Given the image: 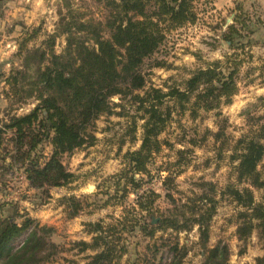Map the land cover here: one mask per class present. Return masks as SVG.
<instances>
[{
    "label": "trees",
    "instance_id": "trees-1",
    "mask_svg": "<svg viewBox=\"0 0 264 264\" xmlns=\"http://www.w3.org/2000/svg\"><path fill=\"white\" fill-rule=\"evenodd\" d=\"M73 1L61 0L57 28L33 49V58L28 59L27 53L29 41L37 36L34 31L20 41L17 55L25 53L22 68L13 67L7 75L0 74L9 85L7 95L14 98L15 104L35 101L28 113L11 115L4 123L0 144L4 130L12 131V162L25 167L32 188L47 191L48 187L75 180L76 175L67 169L62 158L95 144L96 121L101 116L116 113L117 107L120 108L117 113L125 116L128 108L135 107L130 134L135 137L138 123L142 121L141 145L126 152L125 166L113 177L117 179L118 192L122 187L121 197L130 192L137 194L139 212L125 214L114 224L87 222L86 232L91 240L74 241L72 245L79 253L93 251L87 255L86 264H120L128 252L123 237L126 230L140 229L154 236L157 229L180 233L189 232L195 226L204 254L202 264H230L228 244L208 245L211 221L219 203L217 196H229L241 207L236 214L237 238L246 244L257 230L264 243V121L232 146L231 159L237 162L236 180L248 186L239 188L228 184L219 188L213 182L200 181L195 183L199 191L192 189L185 201H180L172 193L177 190L178 172L171 167H159L157 172L165 173L161 177L165 196L172 201L174 209L159 216L156 224L148 222L142 214L153 215L160 197L155 190L142 192L141 189L145 176L152 177L149 165L162 148L160 135L173 119V112L189 111L196 119L202 109L216 110V115L221 116V107L231 103L236 94L243 61L238 50L244 51L252 45L249 40L242 43L248 28L246 22L236 17L235 23L228 25L223 37L234 52L226 54L225 60L213 61L193 71L181 84L164 88L148 85L143 65L159 50L167 30L195 20V0H107L105 20L85 19L76 12ZM60 36L64 37L65 46L58 53L55 45ZM115 97L120 101L116 102ZM222 121L216 137L226 127L227 119L223 117ZM44 141L50 142L52 152L41 165L36 149ZM252 187L262 190L261 201L255 200ZM63 203L69 218L79 215L82 208L79 199L64 197ZM54 230L27 215H22L20 222L16 218L0 219V264H47L61 250L52 240ZM170 249L175 255L168 264H182L187 253L185 246L177 240ZM245 264H264V255L254 263Z\"/></svg>",
    "mask_w": 264,
    "mask_h": 264
},
{
    "label": "rangeland",
    "instance_id": "rangeland-1",
    "mask_svg": "<svg viewBox=\"0 0 264 264\" xmlns=\"http://www.w3.org/2000/svg\"><path fill=\"white\" fill-rule=\"evenodd\" d=\"M74 9L85 19L105 20L108 13L107 0H74ZM61 0H0V74L7 75L13 67L22 68L24 55H17L20 41L32 31L37 36L28 43L27 58L32 59L33 49L52 34L60 19ZM196 14L193 22L166 31V38L155 54L145 60L143 72L148 85L164 87L174 83L181 84L193 71L205 68L216 60H225L226 54L234 52L230 43L223 37L228 25L235 23L238 17L248 25L242 43L251 41L245 50L239 49L243 59L237 77V91L231 103L223 105L221 116L216 110H200L196 119L189 111L173 112V119L160 135L163 141L160 152L150 163L152 177L145 176L141 191L148 189L160 193L154 205V214L142 213L152 224L158 217L169 214L174 204L165 196L159 167H171L178 172L175 183L176 200L185 201L192 189L197 191L195 183L210 181L219 188L234 184L239 188L248 186L239 183L231 155L236 140L243 135L257 130L264 121V0H195ZM65 46L63 36L55 45L58 53ZM240 47V46H238ZM161 63V64H159ZM9 85L0 78V129L9 121L11 115L28 113L35 101L15 104L9 98ZM114 100L119 102L118 97ZM171 102L170 104H172ZM116 113L103 115L96 121L94 145L65 154L63 163L76 175L72 183L63 186H51L35 189L29 185L25 167L12 162L14 153L13 132L4 130L0 144V219L16 218L22 221L27 215L36 222L54 227L52 240L61 250L47 264H86L87 255L93 251L79 253L73 247L74 241L91 240L85 224L90 221L117 223L125 214L139 212L137 194L130 192L121 197L113 177L125 165V154L140 147L142 128L138 123L135 137L130 134L132 114L135 107L128 108V114ZM227 119L224 132L218 137L215 132L222 125V118ZM52 152V145L44 141L36 149L43 165ZM93 186L94 190L84 189ZM255 200L261 201L262 190L252 187ZM74 196L80 200L82 208L74 218L67 216L64 197ZM219 203L210 226L209 246L218 242L226 243L230 249V264L254 263L264 255V243L259 239L257 230L246 244L236 235V214L241 207L229 196H217ZM30 205V207L28 206ZM121 229V228H120ZM128 252L120 264H168L174 257L170 247L179 240L187 251L182 264H202L204 254L199 245V231L195 226L191 231L177 233L157 229L154 236H149L140 229L123 232ZM20 242H18L19 244ZM17 244V243H16ZM244 251L242 252V250Z\"/></svg>",
    "mask_w": 264,
    "mask_h": 264
},
{
    "label": "clouds",
    "instance_id": "clouds-1",
    "mask_svg": "<svg viewBox=\"0 0 264 264\" xmlns=\"http://www.w3.org/2000/svg\"><path fill=\"white\" fill-rule=\"evenodd\" d=\"M21 2H23V0H21ZM29 2H30V0H29ZM42 2H43V0H39V3H42ZM261 92H264V89H261ZM93 190H94L93 186H89L88 188L84 189V191H86V192H91ZM28 206L30 207V205H28Z\"/></svg>",
    "mask_w": 264,
    "mask_h": 264
}]
</instances>
